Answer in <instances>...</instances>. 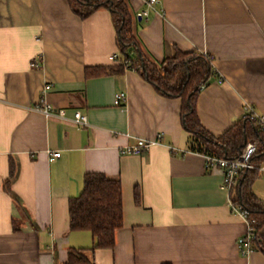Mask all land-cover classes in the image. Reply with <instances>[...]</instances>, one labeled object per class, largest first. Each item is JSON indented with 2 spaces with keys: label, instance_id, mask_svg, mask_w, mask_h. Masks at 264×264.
<instances>
[{
  "label": "crops",
  "instance_id": "obj_1",
  "mask_svg": "<svg viewBox=\"0 0 264 264\" xmlns=\"http://www.w3.org/2000/svg\"><path fill=\"white\" fill-rule=\"evenodd\" d=\"M126 3L139 47L157 67L177 50L213 56L222 79L212 77L196 102L210 132L224 133L246 103L264 114V0ZM116 54L108 8L82 18L69 0H0V264H66L71 248H83L91 264H264L260 248L240 252L246 223L231 211L221 169H205L203 155L189 150L181 98L134 68L94 75L116 66ZM117 92L127 94L121 105ZM46 101L65 117L34 109ZM76 111L88 124L73 121ZM159 134L162 144L145 153L120 151ZM91 172L122 182L124 225L112 249L92 251L91 232L70 228L69 201ZM251 188L264 201V175Z\"/></svg>",
  "mask_w": 264,
  "mask_h": 264
},
{
  "label": "trees",
  "instance_id": "obj_2",
  "mask_svg": "<svg viewBox=\"0 0 264 264\" xmlns=\"http://www.w3.org/2000/svg\"><path fill=\"white\" fill-rule=\"evenodd\" d=\"M69 4L82 18L101 7L108 8L111 12L120 56L116 66L97 68L94 75L121 72L126 68L136 69L157 91L168 97L181 98L180 119L184 129L192 135L189 149L234 158L252 140L258 145L255 158L263 161L264 132L259 129L255 119L243 115L219 136L202 124L196 104L201 87L203 84L207 85L212 77L222 79L206 54L177 50L157 67L146 58L139 47L126 0H69ZM260 175L257 170L241 173L230 196L233 203L241 205L255 218L254 245L264 252V201L251 188L253 181ZM83 179L82 191L69 201L70 228L91 232L94 238L92 251L98 248L112 249L116 243V232L124 225L121 179L110 178L100 172L86 173ZM136 198L139 200V193ZM69 251L66 264L92 263L83 248H71Z\"/></svg>",
  "mask_w": 264,
  "mask_h": 264
},
{
  "label": "built area",
  "instance_id": "obj_3",
  "mask_svg": "<svg viewBox=\"0 0 264 264\" xmlns=\"http://www.w3.org/2000/svg\"><path fill=\"white\" fill-rule=\"evenodd\" d=\"M158 0H146V3L149 6H154L155 3H157ZM149 15V10H143V12L138 14V18L140 19H147ZM210 60L213 59V56L211 54L205 53ZM111 60L116 61L119 59V55H112ZM213 61V60H212ZM39 58L35 59L32 62V65L39 66L40 65ZM221 80V79H219ZM206 84H203L201 89L203 90V87H205ZM127 99L126 92H117L115 97V104L121 105L124 103ZM34 109L44 113L45 115H54L59 118L65 117V109L60 108V110L56 111L54 107L46 102H43L41 104H37L34 106ZM244 115L250 116L252 119H255L257 122V125L260 130L264 132V114H258L255 111V107L250 104L246 103V106L244 108ZM74 122H77L79 124H88L87 122V116L84 115L81 111H76L73 118ZM162 134H159L157 138L155 139H143L139 138L136 142H134L131 145L122 146L120 149L121 153L123 154H142L147 152L150 147L154 145H160ZM242 150V152L234 157V158H227L223 156H218L213 153H201L204 157L205 161V169L212 170V169H221L223 174V179L221 183V187L225 189L229 195L228 203L231 207V211L236 215H239L242 217V219L246 223V233L240 236L237 239V245L239 246V250L243 255H250L252 251L256 249L254 245V240L256 238V231L254 224L256 222L255 218L250 216V213L248 210L243 208L239 204H235L231 200V191L234 189L233 187L237 183L238 179L240 178L241 173L249 171V170H257L258 173H260L262 176L264 175V158L263 161H258L256 159L255 155L258 152V145L255 141H248ZM171 149L177 150V148H174L173 146H170ZM190 151L192 149H189ZM195 151V150H192ZM183 152V151H182ZM197 152V151H195ZM184 153V152H183ZM199 153V152H198ZM61 156V152L59 151H53L52 157H59Z\"/></svg>",
  "mask_w": 264,
  "mask_h": 264
}]
</instances>
